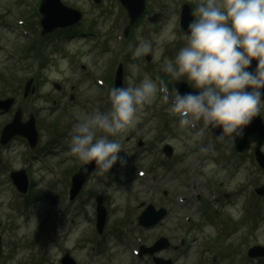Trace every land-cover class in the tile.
<instances>
[{"label": "rangeland", "instance_id": "rangeland-1", "mask_svg": "<svg viewBox=\"0 0 264 264\" xmlns=\"http://www.w3.org/2000/svg\"><path fill=\"white\" fill-rule=\"evenodd\" d=\"M39 1L0 0V99L13 98L11 110L20 108L22 121L31 114L40 147L49 144L46 153L26 165L27 202L8 178L9 168L23 166L27 151L20 141L0 151L6 165L0 169V264H59L64 253L76 264H152L134 251L160 234L179 247L180 241L186 242L177 254H161L175 264H264L263 258H248L246 252L255 245L264 251V197L253 190L264 186V171L254 162L253 145L236 155L230 139L214 141L206 132L193 140V130L176 126L159 94L138 110L133 126L111 137L122 146L118 155L125 158V166L113 165L102 175L95 169L77 198L66 199L69 180L81 163L67 154L76 110H107V92L120 63L121 87L145 74L165 79L169 88L186 83L169 80L160 66L183 43L180 8L188 5L194 19L199 0H145V14L126 39V13L116 0L99 5L60 0L81 14L80 22L68 34L61 30L41 37ZM155 13L161 16L151 25L147 19ZM173 16L175 26L168 30ZM138 38L151 41L159 55L149 54V62L146 55L133 58L128 45L135 46ZM29 78L34 94L22 99ZM259 116L264 124V107ZM11 118L0 114V126ZM165 144L171 149L169 158L162 152ZM259 149L264 155V142ZM96 196L107 207L104 227L124 231L131 248H122L123 238H111L109 249L98 251L99 236L95 233L94 239L93 233ZM148 205L165 208L167 214L161 227L138 232L137 217Z\"/></svg>", "mask_w": 264, "mask_h": 264}, {"label": "clouds", "instance_id": "clouds-1", "mask_svg": "<svg viewBox=\"0 0 264 264\" xmlns=\"http://www.w3.org/2000/svg\"><path fill=\"white\" fill-rule=\"evenodd\" d=\"M174 26L173 16L166 28ZM182 40L173 57L163 58L160 70L169 80L183 79L189 90L170 91L165 79L147 74L135 84L109 88L107 110H76L68 133L69 156L94 164L97 175L116 164L125 166L118 155L122 146L111 137L133 126L138 110L157 94L176 126L193 130V140L217 130L218 141L243 135L264 107V0H199ZM128 48L133 58L159 55L144 38Z\"/></svg>", "mask_w": 264, "mask_h": 264}, {"label": "water", "instance_id": "water-1", "mask_svg": "<svg viewBox=\"0 0 264 264\" xmlns=\"http://www.w3.org/2000/svg\"><path fill=\"white\" fill-rule=\"evenodd\" d=\"M94 5H99L101 0H91ZM121 8L125 11L127 17V24L122 31V36L125 39L129 33L130 28L139 21L141 16L145 11V0H116ZM37 12L40 15L39 27L41 29L40 36H46L54 30H63L77 25L81 19V14L74 10L70 9L67 6H64L60 0H40ZM180 20L179 28L181 34L186 28L187 23L192 20V14L187 5H183L180 8ZM159 14H154L152 17H149L147 20L152 25L155 20H157ZM145 61H150V55L145 56ZM255 62L253 61V65ZM113 87H121L122 83V65L121 63L117 66L114 73ZM32 79L28 80L23 88V97L26 98L27 95L33 94L34 88L31 87ZM55 90H60L59 86H54ZM173 88L179 89L181 93L189 90L186 83L177 82L173 85ZM13 104V99L0 100V111L6 112L9 111L10 107ZM259 114L255 116L251 122L244 128L243 135L238 136L232 140L233 149L237 154H241L245 150H248L251 144H254L252 149L255 162L259 169L264 170V155L260 152V147L264 142V124L262 123ZM33 116L30 115L27 122L22 124L21 120V111L18 109L14 114L12 121L5 125L0 133V143L4 145L6 142L10 141L11 138L19 136L24 138L28 145L33 148L37 139V133L35 130V122L32 119ZM213 140L218 135L217 132L209 133ZM226 140L229 138H225ZM138 146L141 147V143H138ZM163 154L166 157H170L171 149L168 146H164L162 150ZM87 169V171H83ZM94 164H84L76 174L71 178V184L69 188V200L72 201L79 194L83 185L85 184L87 177L94 170ZM9 178L15 186L16 190L22 194L26 193L28 183L24 171L12 172L9 174ZM256 195L264 197V186L255 190ZM166 214V210L160 208L155 210L153 206H148L141 215L138 216V225L150 228L152 225L158 223L161 218ZM106 211L102 208V199L96 197V221L95 228L98 234L101 233L103 226L105 224ZM167 247V241L165 239H159L150 249L142 250L141 252H147L153 254L154 252L164 249ZM1 251V248H0ZM248 257H264V251L261 247L255 246L253 249L247 251ZM60 261V264H74V262L65 254ZM155 264H170L169 261H162L159 259L154 260Z\"/></svg>", "mask_w": 264, "mask_h": 264}, {"label": "flooded vegetation", "instance_id": "flooded-vegetation-1", "mask_svg": "<svg viewBox=\"0 0 264 264\" xmlns=\"http://www.w3.org/2000/svg\"><path fill=\"white\" fill-rule=\"evenodd\" d=\"M54 32H56V31H54ZM52 34V33H51ZM15 104V100H14V103H13V105ZM16 110H9V111H7V112H5V113H2V112H0V114H10L11 115V117H12V115H13V113L15 112ZM12 119V118H11ZM11 121V120H10ZM9 121V122H10ZM21 121V123L22 124H24L26 121H22V119L20 120ZM8 122V123H9ZM8 123H4L3 125H1L0 126V132H1V129L3 128V126H5L6 124H8ZM35 130H36V133H37V139H36V142H35V145L33 146V148H31L29 145H28V143L25 141V140H23V139H21L20 137H14V138H12V140L10 139V141H8V142H6L4 145H2V143H0V151H2V150H4V149H7L8 147H10V146H12L13 144H14V142H16V141H20V142H22V144H23V146H24V150H26L27 151V156H25V158H23V161H22V164H23V166L22 167H19V168H17V169H12V168H9L8 169V172L9 173H11V172H18V171H24V173L26 174V176H27V170H26V165L29 163V162H33V161H35L36 159H39V156L40 155H43V153H46V151L48 150V145H46L45 147H43V149L40 147V143H39V137H38V132H37V128H36V121H35ZM4 160L2 159V158H0V169L2 168L3 169V167H6V165H4ZM82 166V164L80 163L77 167H75L76 168V171L80 168ZM74 168V169H75ZM27 180H28V177H27ZM26 180V181H27ZM29 189V183H28V187H27V190ZM26 190V191H27ZM22 196H24L23 198L25 199L24 201H28V199H27V195H28V191L26 192V194L24 193V194H21ZM227 198H228V196H226ZM107 208V207H106ZM106 211H107V209H106ZM107 214H108V211H107ZM161 224L162 223H158L155 227H153V228H150V229H143V228H139L137 231L138 232H151V231H153V230H155L156 228H158L159 226L161 227ZM136 231V232H137ZM93 233H94V235H95V232L93 231ZM123 233H124V231H119V229L118 230H116V229H107L106 227H105V229L103 230V232H102V234L97 238V236L95 235L94 236V239L95 238H97L96 239V243H97V249H98V251H101L102 249L103 250H105V249H109L108 247L109 246H106L107 245V243L109 244V242H111V238H119L118 239V241H120V238L122 239L123 238V241H124V237H123ZM161 237H165V236H163V235H159V236H157V237H155L154 239H152L151 241H149L146 245L144 244V245H142V244H140V246L138 245V247H143V248H149L150 246H152L154 243H155V241L157 240V239H159V238H161ZM106 238H108V241H107V239ZM165 238H167V241H168V243H169V246L167 247V248H165V249H163V250H161V251H159V252H157L154 256H149V255H146V254H142V255H140V257H144V258H146V262H150V263H152L153 264V258L155 257V258H159V259H164V260H170L171 261V264H175V260L172 258V257H162L161 256V254L162 253H168L169 251H171L172 253H175V254H177L178 253V251L179 250H181L182 248H185V246L186 245H184V244H186V242L184 241V240H182V241H180V247L178 246V245H174V244H171V242H172V240L170 239V238H168V236L167 237H165ZM93 239V240H94ZM121 242V244H122V248H124V250H126V249H129V248H131V246H133V245H129V244H127V242ZM94 243H95V241H94ZM136 243V242H135ZM208 243V242H207ZM110 249H112L111 247H110ZM93 251V250H92ZM108 251V250H107ZM212 262L213 263H215V259H212Z\"/></svg>", "mask_w": 264, "mask_h": 264}, {"label": "trees", "instance_id": "trees-1", "mask_svg": "<svg viewBox=\"0 0 264 264\" xmlns=\"http://www.w3.org/2000/svg\"><path fill=\"white\" fill-rule=\"evenodd\" d=\"M170 90H171V88H170Z\"/></svg>", "mask_w": 264, "mask_h": 264}]
</instances>
